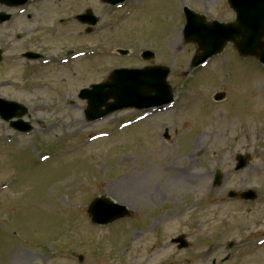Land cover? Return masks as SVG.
I'll return each instance as SVG.
<instances>
[{"label":"rangeland","instance_id":"374dc122","mask_svg":"<svg viewBox=\"0 0 264 264\" xmlns=\"http://www.w3.org/2000/svg\"><path fill=\"white\" fill-rule=\"evenodd\" d=\"M203 2L212 3L215 19H231L217 10L219 0H139L123 11L97 0H38L31 21L17 16L5 24L8 54L42 53L49 64L0 68V82L20 88L3 96L29 109L24 120L33 127L19 135L0 121V264H264V244H257L264 239V206L225 209L215 203L225 192L209 190L211 174L225 176L245 153L247 169L233 180L259 187L263 199L264 172L252 160L255 125L239 131L237 144L230 141L238 121L252 125L264 109V79L247 69L246 61L257 67L254 60L238 58L229 46L206 68H190L196 46L182 39L180 11L188 4L203 12ZM88 9L98 18L94 34L73 20ZM119 49L128 56H118ZM144 50L155 57L145 62ZM78 51L86 54L75 60ZM149 65L169 69L168 84L179 98L175 113L137 123L133 116L143 112L127 110L86 121L80 90L106 81L113 70ZM222 92L226 100L211 106V94ZM165 128L168 142L161 138ZM100 133L109 137L91 138ZM168 167L190 176L174 180L163 172ZM127 176L136 182L133 193L110 195L109 187L116 191ZM97 197L126 206L130 216L91 224L87 207ZM179 235L187 238L185 250L169 244Z\"/></svg>","mask_w":264,"mask_h":264},{"label":"water","instance_id":"95a60500","mask_svg":"<svg viewBox=\"0 0 264 264\" xmlns=\"http://www.w3.org/2000/svg\"><path fill=\"white\" fill-rule=\"evenodd\" d=\"M0 1L7 6H19L27 0ZM106 1L114 4L122 0ZM251 1L264 3V0ZM81 18H84V16H81ZM193 20V17H188V24L185 28L187 39L196 43L198 50L201 52L194 58L192 62L193 67L204 62L210 56L220 53L228 41L234 44L235 49L240 55L256 56L264 64V44L260 43V39L264 38V19L258 21L259 25L255 28H262V31L256 34L243 33L240 30L243 29L240 25V19L232 27L235 33L223 26H215L213 31H199V27L194 24ZM92 24H95L94 20ZM255 45H257V49ZM151 57L149 54L145 55L147 59ZM168 73V70L162 67L147 68L142 71L120 70L113 72L111 74L112 83L93 86L92 91L81 92V97L88 100L89 107L86 111L87 119L95 120L123 108L141 110L169 103L172 99L171 92L165 83ZM108 100H113V103L106 104ZM10 105L8 104V106ZM3 107V105H0V115L5 121L14 117L23 116L24 111L21 113H16L15 111L7 112L2 109ZM102 107L105 108L103 111L101 110ZM18 108L20 107L18 106ZM88 214L92 222L97 225L109 224L127 215L124 207L115 205L104 198L92 202L88 207ZM176 242L181 243L179 248L186 247L182 238L177 239Z\"/></svg>","mask_w":264,"mask_h":264},{"label":"flooded vegetation","instance_id":"af4514ba","mask_svg":"<svg viewBox=\"0 0 264 264\" xmlns=\"http://www.w3.org/2000/svg\"><path fill=\"white\" fill-rule=\"evenodd\" d=\"M212 7V6H211ZM225 9H227L226 6H223ZM222 8V7H221ZM223 8L224 12H226V10ZM2 9V8H0ZM212 11H213V7H212ZM2 12V11H0ZM2 32V31H0ZM5 37H4V34H0V47L4 48L5 44ZM5 91V86L3 84H0V92H4ZM264 95V93H263ZM256 110H261L259 105L258 107L256 108ZM256 122L255 126L256 127L254 129V133H253V136L254 138L257 139V143L255 145V158L257 159V163L258 165H260V173L261 171L264 172V109L261 110V113L258 114L257 118L254 119V123ZM252 127V125H249L248 128ZM245 137H243L244 139ZM234 176L232 174H227L226 177H223V182H222V185H221V188L219 189L221 192H225L223 194V196H226L227 197V194H228V191H230V189H225L226 187V184H235L236 186L237 185H240L238 188H234L233 190H236V191H239V192H242V191H245L243 186H242V180L240 178H238L237 180H233ZM240 182V183H239ZM242 203L240 200H233V201H227V204H230V203ZM225 207H228V206H225Z\"/></svg>","mask_w":264,"mask_h":264},{"label":"bare ground","instance_id":"6f19581e","mask_svg":"<svg viewBox=\"0 0 264 264\" xmlns=\"http://www.w3.org/2000/svg\"><path fill=\"white\" fill-rule=\"evenodd\" d=\"M176 45V40L172 43V46ZM198 147L196 148V150ZM164 173L168 175V177L177 180L180 178H183L184 181L187 180L190 176L189 172L187 170H182L181 172L177 171L174 168H167ZM181 176H180V175ZM118 189L116 191H113L112 186L109 187L108 192L109 194H122L127 193V195H130L133 193L134 190V184H136L135 180L131 178V176H127L125 179L119 180L118 183ZM121 184V185H120ZM14 258V257H13Z\"/></svg>","mask_w":264,"mask_h":264}]
</instances>
